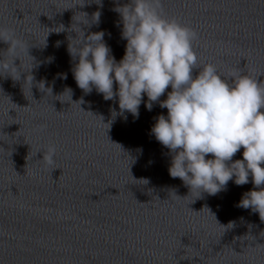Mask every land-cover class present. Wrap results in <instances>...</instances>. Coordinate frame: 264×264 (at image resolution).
<instances>
[{"label":"water","instance_id":"1","mask_svg":"<svg viewBox=\"0 0 264 264\" xmlns=\"http://www.w3.org/2000/svg\"><path fill=\"white\" fill-rule=\"evenodd\" d=\"M80 2L0 0V29L25 41L34 64L31 92L23 91V76L14 81L0 72V264H264V221L237 207L253 190L251 178L194 199L197 193L170 177L168 149L150 134L167 110L154 104L148 111L142 103L138 119L125 113L126 121L118 115L113 122L118 103L95 89L85 94L73 78L69 33L50 32L43 46L48 32L70 27L77 12L100 11L89 30L105 32L112 55L123 57L126 41L114 9L127 0L74 6ZM161 4L167 17L198 33L193 47L200 64H214L226 78L241 72L264 87V0ZM8 47L0 41V56ZM21 59L31 66L26 53ZM40 81L51 91H40ZM49 146L56 147L51 166L42 161Z\"/></svg>","mask_w":264,"mask_h":264},{"label":"clouds","instance_id":"2","mask_svg":"<svg viewBox=\"0 0 264 264\" xmlns=\"http://www.w3.org/2000/svg\"><path fill=\"white\" fill-rule=\"evenodd\" d=\"M92 2L103 6L102 0ZM83 3L81 0L74 6ZM114 11L120 16L118 26L122 25L121 38L126 41L119 61L104 41L105 32L89 30L98 26L100 11L91 17L77 12L81 18L77 19L76 13L70 27L50 30L43 46L50 32L69 33L67 51L73 61V78L85 94L95 89L106 101L118 103L119 112L111 110L113 122L118 115L126 121L125 113L138 119L142 103L148 111L154 104L166 109L167 115L155 118L150 134L168 149L170 177L179 178L189 194L197 193L194 199L201 198L202 193L217 195L226 190L229 181L243 186L251 178L253 190L242 195L237 207L251 209L264 221V87L241 72L226 78L214 64H200L193 47L198 33L167 17L161 0H127ZM0 41L9 44L5 55L0 56V72L14 81H21L23 76V91L27 88L31 92L34 64L25 41L2 29ZM62 43L57 41L55 46ZM25 53L31 58L30 67L22 62ZM194 69H199L197 75H193ZM58 78L67 79V75ZM45 83L40 81L36 87L51 91ZM65 93V101L70 103L72 90L66 89L62 95ZM241 149L242 159L233 160ZM42 152V161L53 165L56 147ZM229 225L232 228L235 222Z\"/></svg>","mask_w":264,"mask_h":264}]
</instances>
